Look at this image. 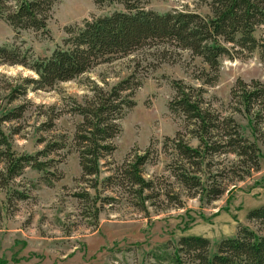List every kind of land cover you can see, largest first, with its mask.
I'll return each mask as SVG.
<instances>
[{
	"label": "rangeland",
	"instance_id": "374dc122",
	"mask_svg": "<svg viewBox=\"0 0 264 264\" xmlns=\"http://www.w3.org/2000/svg\"><path fill=\"white\" fill-rule=\"evenodd\" d=\"M145 9L159 14L170 11L203 17L210 14L203 0H148ZM119 11L122 7L118 4L99 7L91 0H59L52 7L46 32L15 33L0 19V49H17L19 58L26 57L29 61L46 59L57 48H63L67 38L65 28L81 27L85 20ZM254 36L264 43L261 29L256 30ZM201 70L208 71L201 59L187 51L169 46L144 48L127 57L99 64L51 90L28 86L24 94L11 100L12 90L21 85L23 78L36 79V76L21 65L0 62V119L23 107L19 119L0 122V131L16 156H36L48 142L62 135L71 142L75 126L81 122L79 116L69 113L73 103L82 104L90 97L93 84L109 89L133 75L140 82L132 97L135 106L119 121L121 132L112 140L114 152L100 162L98 190L101 196L119 198L117 188L113 189L114 193L103 189L104 178L131 151L144 152L148 148L153 159L143 168L144 178L161 177L173 183L166 170L170 150L165 152L163 143L165 138L171 139L178 132L184 134L185 123L182 117L168 110L174 96L171 81L203 89L206 106L221 116L231 115L244 134L253 139L247 119L230 110V91L237 81L264 84L263 54L255 50L234 54L232 59L221 58L217 80L212 85H203L202 80L195 79ZM50 116L56 117L52 119V127L46 129ZM262 126L258 141L262 153L259 170L240 181L227 177L223 181L225 192L217 200L206 202L200 196L183 195L181 208L165 202L158 208L148 205L146 215L120 199L101 210L95 226L90 217H83L84 210L74 198V194L85 187L78 181L77 153L67 146L46 158L39 157L41 162H53V167L46 169L53 177L27 167L6 187L0 183V264H168L157 258L164 252L171 253L172 245L179 238L191 236L209 240L213 254L216 244L233 237L238 225L256 229L246 215L264 206ZM190 145L195 146L196 141L190 139ZM233 162L232 156L216 157L211 171L214 174ZM3 168L0 163V172ZM44 179L51 185L47 186ZM89 193L94 195L92 190Z\"/></svg>",
	"mask_w": 264,
	"mask_h": 264
},
{
	"label": "trees",
	"instance_id": "16d2710c",
	"mask_svg": "<svg viewBox=\"0 0 264 264\" xmlns=\"http://www.w3.org/2000/svg\"><path fill=\"white\" fill-rule=\"evenodd\" d=\"M58 1L0 0V19L15 33L26 30L46 32L52 7ZM91 1L99 7L118 4L122 11L85 20L81 27L65 28L67 38L63 48H57L46 59L29 61L26 57L19 58L17 49H0V62L21 65L36 76V79L23 78L21 85L12 90L11 100L24 94L28 86L51 90L99 64L127 57L144 48L169 46L201 59L208 71L201 70L195 79L202 80L203 85L216 82L221 58L232 59L234 54L255 50L264 56V43L254 36L256 30L261 29L264 38V0H203L210 13L204 17L183 11L163 14L149 11L145 9L148 0ZM170 84L174 96L168 103V110L182 117L185 123L184 134L178 132L171 139L165 138L163 143L164 151L170 150L166 170L173 183L161 177L144 178L143 168L153 159L148 148L144 152L131 151L104 178L103 189L114 193L113 189L117 188L118 192H115L119 193V198L101 196L98 190L100 162L114 152L112 140L121 132L119 121L135 106L132 97L140 82L132 75L109 89L93 84L90 97L82 104L73 103L69 113L79 116L81 122L75 126L71 142L62 135L48 142L36 156H16L0 131V163L4 165L0 172L1 186L6 187L27 167L53 177L54 174L46 170L53 167V162H41L39 157L46 158L70 146L78 157V181L85 185L74 198L84 210L83 217H90L95 226L101 210L120 199L146 215L148 205L158 208L165 202L181 208L183 195L200 196L211 202L225 192L223 181L227 177H231V181H240L259 170L262 153L258 141L264 125V84L237 81L230 91V110L247 119L253 139L244 134L231 115L221 116L206 106L203 89L176 80ZM22 112L20 106L5 114L0 122L19 119ZM55 117L50 116L46 129L52 127ZM190 139L196 141L195 146L190 145ZM221 156H232L234 162L213 174V159ZM44 180L47 186L51 185ZM89 190L93 191V196ZM246 219L256 229L238 225L235 235L219 241L213 254L209 240L181 237L172 245L171 253L164 252L157 260L168 264H264V206L251 210Z\"/></svg>",
	"mask_w": 264,
	"mask_h": 264
}]
</instances>
